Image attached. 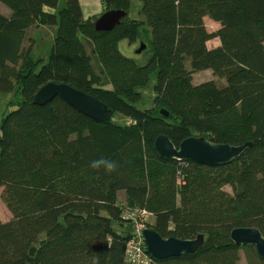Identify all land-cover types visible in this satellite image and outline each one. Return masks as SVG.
Listing matches in <instances>:
<instances>
[{
    "label": "trees",
    "instance_id": "obj_1",
    "mask_svg": "<svg viewBox=\"0 0 264 264\" xmlns=\"http://www.w3.org/2000/svg\"><path fill=\"white\" fill-rule=\"evenodd\" d=\"M60 1L0 0L12 12L0 13V91L22 96L0 125L1 199L12 214L0 217V264H129L125 205L153 212L148 228L164 239L204 235L197 252L149 254L151 264H238L241 249L249 264H264L254 245L231 237L247 227L264 236V0H141L144 20L129 17L132 0H102L104 12H127L109 31L96 29L99 15L84 18L80 0ZM206 16L220 28L210 31ZM38 23L57 26L48 61L25 46ZM216 37L220 45L209 46ZM121 41L146 44L145 62L125 55ZM205 69L215 77L195 83ZM153 73L154 103L141 108ZM52 81L102 100L111 119L96 121L59 96L35 104ZM161 133L176 147L196 136L251 145L212 166L161 158Z\"/></svg>",
    "mask_w": 264,
    "mask_h": 264
},
{
    "label": "water",
    "instance_id": "obj_2",
    "mask_svg": "<svg viewBox=\"0 0 264 264\" xmlns=\"http://www.w3.org/2000/svg\"><path fill=\"white\" fill-rule=\"evenodd\" d=\"M127 15L124 10H108L102 13L96 21V29L109 31L120 24L122 18ZM141 44L137 52L140 53L145 48ZM61 97L66 100L75 109H78L86 116H90L96 121H108L112 117V110L102 100L97 99L91 94L81 91L77 87L67 82L59 83L56 81L43 85L34 98V103L44 105L52 101L55 97ZM165 116L169 112L162 109ZM247 142L243 146L217 144L205 137L196 136L185 138L178 147L172 142L169 136L161 133L155 142V149L162 158H175L181 161L192 160L205 165L219 166L233 162L244 150L250 146ZM145 240L148 246L149 254L158 259L167 257H178L182 254L197 252L204 243V235L200 234L194 240H182L175 237L163 238L158 231L154 229H145ZM232 240L240 245L252 244L255 246L259 256L264 258V236L261 231L254 227L235 228L231 234ZM36 247H32L31 254L34 255Z\"/></svg>",
    "mask_w": 264,
    "mask_h": 264
},
{
    "label": "rangeland",
    "instance_id": "obj_3",
    "mask_svg": "<svg viewBox=\"0 0 264 264\" xmlns=\"http://www.w3.org/2000/svg\"><path fill=\"white\" fill-rule=\"evenodd\" d=\"M62 3L65 5L66 0H62ZM0 5L7 7L4 3H0ZM131 7L132 8H131L130 14H129L130 18H137V19H141V20L146 19L145 15L142 12V1L141 0H132ZM1 10H2V7H1ZM211 23H212V21H210L208 19L207 26L210 28V30H213V29H215V27H213L211 25ZM30 42H31V40H29V42L27 41L26 47L30 44ZM141 44H142V42H138L137 44H134L133 47L131 46L132 47L131 49H129V44L126 41H121L120 50L125 55H128L130 57H136L137 62L139 64H142L145 62L147 55L144 53L142 54V53L137 52V49L140 48ZM47 45H48V43L46 42V40L43 41L40 38L38 43L34 46L35 48H34L33 53H32L33 57L37 58V55L40 52H42L44 55H47V53H50L52 47L49 48V46H47ZM42 53H40V55H43ZM48 57L49 56L46 57L47 61L49 60ZM93 63H94V66L96 67V64H97L96 59L95 60L93 59ZM97 71H98V69H97ZM100 74L103 78L104 75L101 72H100ZM195 75H196L195 76V82L196 83L197 82H203L209 78H212V75L210 74V70L198 71L195 73ZM215 79L217 80L218 77ZM222 80L226 84V79L223 78ZM218 81L220 82L221 80L218 79ZM156 82H157L156 73H153L151 75V80H150L149 84L147 85V87L141 88L142 92H143V97L140 100V102L138 103V105L141 108H148L149 106L153 105V103H154L153 98L155 96V89H153V88H154V85L156 84ZM21 98H22V96L19 95L16 92V90L12 91V92L0 91V125H1L2 117H3L4 113L6 112V110L8 112L12 108V107L8 106L10 101L13 100V101L17 102ZM117 120L120 122L124 121L121 116H118ZM0 134H1V130H0ZM225 188L228 191L232 192V187L230 185H226ZM1 193H2V188H0V217H1V219H4L6 221L12 217V214H11L10 210L7 208V206L5 205V203L3 202V200L1 199ZM125 199H126V197H124V194L122 192H120L119 200L124 201ZM124 204H127V203L124 202ZM5 217H9V218L5 219ZM244 260H245V257H244Z\"/></svg>",
    "mask_w": 264,
    "mask_h": 264
},
{
    "label": "crops",
    "instance_id": "obj_4",
    "mask_svg": "<svg viewBox=\"0 0 264 264\" xmlns=\"http://www.w3.org/2000/svg\"><path fill=\"white\" fill-rule=\"evenodd\" d=\"M80 2H81L82 9L84 10V18H89V17H93V16H97V15L100 16L105 11L102 0H80ZM61 6H64V4L62 3V0L60 1V7ZM1 7H2V10H1ZM7 7L0 5V13H4V14L10 16V15H12V12H11L10 8L9 7L7 8ZM44 9H45V11H48V12L49 11L50 12H56L55 8H52L50 6L49 7L46 6ZM208 19L210 21H212L211 25L213 27H215V29L210 30V28L207 26ZM205 23H206L207 28L212 32H215V30H218L220 28V22L212 20L209 16L205 17ZM56 30H57L56 25L48 26V25L38 23V25L32 26L31 28H29L27 30V40L25 41V46L27 45V41L29 42V40H31V42H33L32 47L34 50V48H35L34 46L38 43L39 39L41 38V40H43V41L46 40V42L48 43L47 46H49V48L53 47L52 44H53L54 38L56 36V34H55ZM220 43H221V40L218 37L213 38L212 40H210L208 42L209 46H214V47L220 45ZM132 47L129 45V49H131ZM40 53H42V52H40ZM40 53L37 55V57L42 56L47 61L46 57L49 56L51 52L47 53V55H44L43 53H42L43 55H40ZM205 70H209V69H205ZM195 73L193 74L194 75V82H195V76H196ZM210 74L212 75V78L215 77L214 74H212L211 70H210ZM197 83H200V82H197ZM108 87H111V86L108 85ZM8 218L9 217H5V219H8ZM2 220H4V219H2ZM244 257H245V260H244ZM237 263L238 264H249L248 258H247V252L244 249L240 250V257H239V260L237 261Z\"/></svg>",
    "mask_w": 264,
    "mask_h": 264
},
{
    "label": "built area",
    "instance_id": "obj_5",
    "mask_svg": "<svg viewBox=\"0 0 264 264\" xmlns=\"http://www.w3.org/2000/svg\"><path fill=\"white\" fill-rule=\"evenodd\" d=\"M123 219L130 223L131 235L126 241L125 256L129 264H151L153 258L149 255L144 230L148 228L153 212L147 208L124 206Z\"/></svg>",
    "mask_w": 264,
    "mask_h": 264
},
{
    "label": "clouds",
    "instance_id": "obj_6",
    "mask_svg": "<svg viewBox=\"0 0 264 264\" xmlns=\"http://www.w3.org/2000/svg\"><path fill=\"white\" fill-rule=\"evenodd\" d=\"M114 167V165H109V170H111Z\"/></svg>",
    "mask_w": 264,
    "mask_h": 264
}]
</instances>
